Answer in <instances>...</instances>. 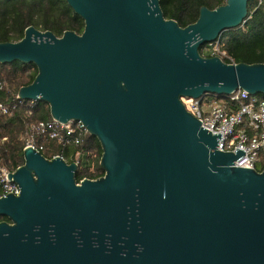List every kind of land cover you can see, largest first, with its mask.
Returning a JSON list of instances; mask_svg holds the SVG:
<instances>
[{"label": "water", "instance_id": "water-1", "mask_svg": "<svg viewBox=\"0 0 264 264\" xmlns=\"http://www.w3.org/2000/svg\"><path fill=\"white\" fill-rule=\"evenodd\" d=\"M251 0L201 8L182 28L160 0H66L85 24L62 37L34 27L0 43V64L34 67L21 101L81 123L104 176L24 150L0 198V264H264V168L218 150L181 99L264 96V64H228L201 49L245 24Z\"/></svg>", "mask_w": 264, "mask_h": 264}, {"label": "trees", "instance_id": "trees-1", "mask_svg": "<svg viewBox=\"0 0 264 264\" xmlns=\"http://www.w3.org/2000/svg\"><path fill=\"white\" fill-rule=\"evenodd\" d=\"M227 0H160L166 19L176 21L182 28L197 22L200 10L206 7L215 10ZM34 27L42 32H52L62 37L65 32H84V21L74 13L66 0H0V43H17L24 38L25 31ZM224 60L235 64H264V0H251L249 16L244 25L226 32L218 42ZM207 48V47H206ZM205 49V48H204ZM213 57L212 52L204 55ZM37 70L20 63L0 64V81L4 91L0 99L6 104L19 103V90L33 83ZM264 98V96H259ZM50 108L43 102L23 101L11 116L0 117V153L3 166L15 172L24 165V146L30 127L39 122L51 121ZM41 153L51 160L61 156L68 163L80 162L76 175L78 183L84 179L96 180L104 176L100 167L102 148L99 141L89 136L81 147H62L54 141L43 140ZM80 153L77 160L76 155ZM93 161L94 169L89 168ZM259 167V166H258ZM262 171L263 166L258 168ZM2 188L0 186V196ZM1 221H7L0 218Z\"/></svg>", "mask_w": 264, "mask_h": 264}, {"label": "built area", "instance_id": "built-area-1", "mask_svg": "<svg viewBox=\"0 0 264 264\" xmlns=\"http://www.w3.org/2000/svg\"><path fill=\"white\" fill-rule=\"evenodd\" d=\"M216 45L217 50L212 52V56L224 60L226 54L220 53L218 43ZM228 64L235 63L230 61ZM4 88V83L0 81V92H3ZM181 101L186 110L202 123L205 130L213 135H222L218 145L220 152L235 153L238 150L245 152V156L236 162L237 168L257 170L259 163L264 161V98L238 90L231 96L223 98L206 96L199 100L183 98ZM22 103L20 100L19 103L6 104L0 99V117L13 115ZM88 137L89 133L81 123L64 125L52 119L30 127L24 150L32 148L41 153L43 140L54 141L62 147H81ZM79 157L80 153L76 155V159ZM76 163L80 166L79 161ZM94 166L92 162L89 169L93 171ZM11 173L13 172L3 166L0 153L2 188L0 198L9 194L20 195L19 186L10 180Z\"/></svg>", "mask_w": 264, "mask_h": 264}, {"label": "rangeland", "instance_id": "rangeland-1", "mask_svg": "<svg viewBox=\"0 0 264 264\" xmlns=\"http://www.w3.org/2000/svg\"><path fill=\"white\" fill-rule=\"evenodd\" d=\"M203 50H204L203 51L204 55H207V53L213 52L214 50H217V45H216L215 48L213 46H207V48H205ZM91 162H93V161L91 160ZM263 163H264V161H262L261 163H259V167L258 168H261L263 166Z\"/></svg>", "mask_w": 264, "mask_h": 264}]
</instances>
